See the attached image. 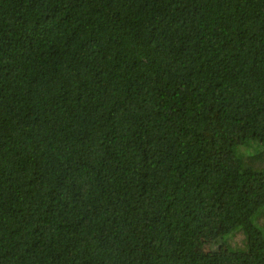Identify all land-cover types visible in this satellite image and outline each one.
Returning <instances> with one entry per match:
<instances>
[{"label":"trees","instance_id":"1","mask_svg":"<svg viewBox=\"0 0 264 264\" xmlns=\"http://www.w3.org/2000/svg\"><path fill=\"white\" fill-rule=\"evenodd\" d=\"M0 264H264V0H0Z\"/></svg>","mask_w":264,"mask_h":264},{"label":"rangeland","instance_id":"2","mask_svg":"<svg viewBox=\"0 0 264 264\" xmlns=\"http://www.w3.org/2000/svg\"><path fill=\"white\" fill-rule=\"evenodd\" d=\"M222 231L217 223L204 226L199 236L201 248L205 251L217 250L224 247Z\"/></svg>","mask_w":264,"mask_h":264}]
</instances>
